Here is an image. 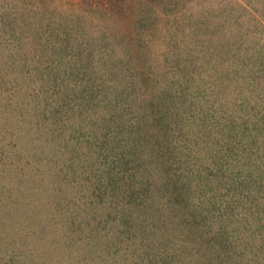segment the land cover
<instances>
[{
  "label": "rangeland",
  "instance_id": "obj_1",
  "mask_svg": "<svg viewBox=\"0 0 264 264\" xmlns=\"http://www.w3.org/2000/svg\"><path fill=\"white\" fill-rule=\"evenodd\" d=\"M126 1L0 0V264H264V0Z\"/></svg>",
  "mask_w": 264,
  "mask_h": 264
},
{
  "label": "trees",
  "instance_id": "obj_2",
  "mask_svg": "<svg viewBox=\"0 0 264 264\" xmlns=\"http://www.w3.org/2000/svg\"><path fill=\"white\" fill-rule=\"evenodd\" d=\"M67 2L71 3L72 6L76 5L77 7L75 8H80L84 4L92 5L98 3L100 8L115 16L121 15L126 8L128 9L131 6L126 0H67Z\"/></svg>",
  "mask_w": 264,
  "mask_h": 264
}]
</instances>
